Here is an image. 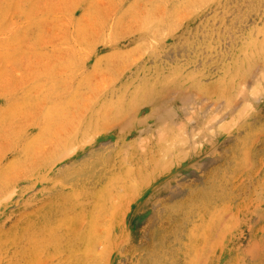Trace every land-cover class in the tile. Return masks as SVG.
<instances>
[{"label":"rangeland","instance_id":"1","mask_svg":"<svg viewBox=\"0 0 264 264\" xmlns=\"http://www.w3.org/2000/svg\"><path fill=\"white\" fill-rule=\"evenodd\" d=\"M0 264H264V0H0Z\"/></svg>","mask_w":264,"mask_h":264}]
</instances>
